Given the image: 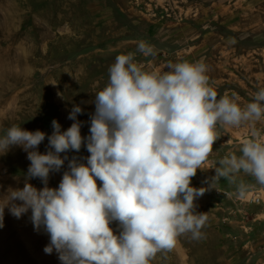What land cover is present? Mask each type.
Segmentation results:
<instances>
[{"label":"rangeland","instance_id":"rangeland-1","mask_svg":"<svg viewBox=\"0 0 264 264\" xmlns=\"http://www.w3.org/2000/svg\"><path fill=\"white\" fill-rule=\"evenodd\" d=\"M141 40L154 46V56L137 51ZM127 53H135L148 71H167L169 62L202 61L218 98L235 92L246 104L264 88V0H0V135L13 124L40 129L46 133L39 145L44 152L52 121L66 130L73 122L69 112L79 104L83 112L77 119L86 137L94 95L106 86L115 57ZM253 128L264 139V120L217 125L219 139L192 186H205L219 159L241 155ZM66 155L86 163L90 153L82 144ZM29 165L19 146L0 155V192L23 187ZM67 165L65 160L60 171L50 172V187H58ZM240 181L248 186L246 193H264L254 177L241 172ZM30 183L43 187L38 178ZM217 189L237 191L236 184L220 179L195 201L196 210L209 218L204 238L182 235L150 264H264V202L245 207L217 198ZM29 216L17 219L5 209L0 264H60L55 252L43 251L49 237L34 230ZM111 227L118 231L115 222Z\"/></svg>","mask_w":264,"mask_h":264},{"label":"clouds","instance_id":"clouds-1","mask_svg":"<svg viewBox=\"0 0 264 264\" xmlns=\"http://www.w3.org/2000/svg\"><path fill=\"white\" fill-rule=\"evenodd\" d=\"M137 51L156 54L143 40ZM135 55L119 54L109 66L106 86L94 95L86 137L77 119L83 112L79 104L71 108L73 122L66 130L52 121L44 152L39 145L46 133L40 129L13 124L0 135V155L19 146L30 161L24 186L0 192V227L5 209L17 219L30 213L34 230L49 237L43 251L55 252L60 264H150L182 235L204 238L209 218L195 201L220 179L236 184L240 197L248 187L237 183L241 172L264 185V139L255 128L242 141L241 155L219 159L205 186L191 184L219 139L217 125L264 120V88L242 105L235 92L218 98L202 61L169 62L167 71H148ZM82 144L90 153L86 163L69 159L66 153L79 152ZM65 160L58 187H50V172L60 171ZM33 178L43 187L30 183Z\"/></svg>","mask_w":264,"mask_h":264},{"label":"built area","instance_id":"built-area-1","mask_svg":"<svg viewBox=\"0 0 264 264\" xmlns=\"http://www.w3.org/2000/svg\"><path fill=\"white\" fill-rule=\"evenodd\" d=\"M215 196L222 200L243 204L245 207H249L250 205L260 206L264 202V193L262 190L249 192L244 197H240L237 191L217 189Z\"/></svg>","mask_w":264,"mask_h":264}]
</instances>
